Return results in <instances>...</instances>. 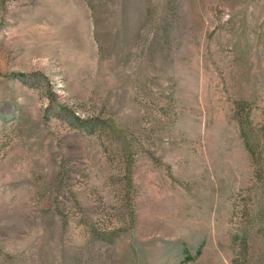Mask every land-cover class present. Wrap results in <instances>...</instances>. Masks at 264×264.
<instances>
[{"label":"rangeland","instance_id":"rangeland-1","mask_svg":"<svg viewBox=\"0 0 264 264\" xmlns=\"http://www.w3.org/2000/svg\"><path fill=\"white\" fill-rule=\"evenodd\" d=\"M0 264H264V0H0Z\"/></svg>","mask_w":264,"mask_h":264}]
</instances>
